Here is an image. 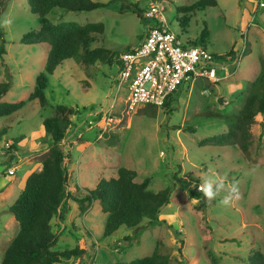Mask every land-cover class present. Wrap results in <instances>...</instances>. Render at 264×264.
Here are the masks:
<instances>
[{
	"label": "rangeland",
	"instance_id": "1",
	"mask_svg": "<svg viewBox=\"0 0 264 264\" xmlns=\"http://www.w3.org/2000/svg\"><path fill=\"white\" fill-rule=\"evenodd\" d=\"M197 1L117 0L90 12L54 9L46 16L54 24L102 23L103 33L91 48L106 49L116 57L136 47L158 25L149 14L153 3L182 43H198L206 29L201 46L209 53L221 56L237 50L241 54L236 64L227 62L224 71L218 70L220 81H187L168 106L133 110L125 104V92L116 88L114 58L112 64L90 66L64 61L47 77V105L29 102L48 46L20 43L24 35L39 30V18L29 11L26 0L7 1L0 13L4 34L0 47L5 50L0 57V83H9L10 90L2 102L23 101L24 106L0 118V262L18 232L9 207L49 149L42 121L58 105L73 108L74 113L60 145L69 155L65 168L70 198L50 221L57 235L52 250L83 251L60 264H129L150 256L157 240L162 242L159 252L170 257L168 264H246L251 252L264 255V115L255 117L247 153L236 144L212 143L227 134L225 118L241 110L251 83L264 69V7L258 8L257 0H216L215 7L176 13ZM183 18L188 19L186 25ZM122 167L135 171L138 183L148 178V190L154 193L170 189L171 201L162 208L158 223L144 220L138 228L121 226L104 236L107 216L99 203L81 213L71 196L84 195L100 179L115 177ZM207 175L225 181V188L210 203L197 187ZM189 192L200 193L201 199H193ZM225 197H230L228 205L223 203Z\"/></svg>",
	"mask_w": 264,
	"mask_h": 264
},
{
	"label": "trees",
	"instance_id": "2",
	"mask_svg": "<svg viewBox=\"0 0 264 264\" xmlns=\"http://www.w3.org/2000/svg\"><path fill=\"white\" fill-rule=\"evenodd\" d=\"M7 1L0 0V13ZM116 1L103 4L91 0H26L29 11L38 16L40 28L24 35L20 43L25 46H48L43 71L36 77L34 90L28 97L29 102L36 100L40 107L47 105L44 95L47 77L53 75L55 69L64 61L73 60L84 66L97 62L112 64L117 54H112L103 48H91L97 37L103 33L102 23L54 24L46 16L54 9L78 13L90 12L108 7ZM216 4V0H199L190 6L177 8L176 13H190L194 10L215 7ZM187 22V18L182 19L183 25ZM3 35L0 32V39ZM206 36L207 30L204 29L200 34L199 42L195 41L193 45L203 44ZM4 54L5 50L2 46L0 57ZM9 90V83H0V118L11 116L24 106L23 101L2 102ZM172 95L167 98L164 107L168 106ZM73 113V108L58 105L52 110V115L42 121L43 130L50 139V146L42 157L39 169L26 178L22 191L9 207L8 211L18 225V232L5 249L0 264H60L63 260L79 257L83 252L79 248L62 252L52 250L57 243V235L52 232L50 225L61 204L70 198L67 190L68 174L65 168L69 155L60 148V145L72 127L70 116ZM257 115H264V69L251 83L249 94L241 110L225 118L228 124L227 134L213 139L212 143L236 144L241 152L247 153L251 144V127ZM136 177L135 171L122 167L117 170L115 177L100 179L93 189L85 190L84 195L71 197L78 204L81 213H85L93 202L99 203L101 211L107 216L104 236L112 235L121 226L138 228L144 220L150 224L158 223L162 208L171 201V191L166 188L154 193L148 190L150 182L148 178L138 183L135 181ZM189 193L193 199H201L200 193ZM161 248L162 242L157 240L150 256L129 264H168L170 257L161 254L159 252ZM177 251L180 252V247ZM246 264H264V255L251 252Z\"/></svg>",
	"mask_w": 264,
	"mask_h": 264
},
{
	"label": "built area",
	"instance_id": "3",
	"mask_svg": "<svg viewBox=\"0 0 264 264\" xmlns=\"http://www.w3.org/2000/svg\"><path fill=\"white\" fill-rule=\"evenodd\" d=\"M256 5L263 8L264 0H257ZM149 14L158 25L150 28L136 47L114 58L116 88L118 92H125V104L130 110L148 105L162 107L167 98L187 81H220L218 70L224 71L227 62L236 64L241 57L237 50L215 56L201 45L182 43L168 30L153 3ZM234 53L238 56H233ZM7 173L14 175L12 169Z\"/></svg>",
	"mask_w": 264,
	"mask_h": 264
},
{
	"label": "clouds",
	"instance_id": "4",
	"mask_svg": "<svg viewBox=\"0 0 264 264\" xmlns=\"http://www.w3.org/2000/svg\"><path fill=\"white\" fill-rule=\"evenodd\" d=\"M5 23H10V21H5ZM198 190L203 193V197L206 198V203L212 202L225 188V181L215 175H207L203 183L198 185ZM233 194L236 193V189L233 187L231 189ZM230 202V197H225L223 203L228 205Z\"/></svg>",
	"mask_w": 264,
	"mask_h": 264
},
{
	"label": "crops",
	"instance_id": "5",
	"mask_svg": "<svg viewBox=\"0 0 264 264\" xmlns=\"http://www.w3.org/2000/svg\"><path fill=\"white\" fill-rule=\"evenodd\" d=\"M6 182V180H4Z\"/></svg>",
	"mask_w": 264,
	"mask_h": 264
}]
</instances>
